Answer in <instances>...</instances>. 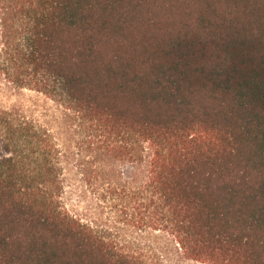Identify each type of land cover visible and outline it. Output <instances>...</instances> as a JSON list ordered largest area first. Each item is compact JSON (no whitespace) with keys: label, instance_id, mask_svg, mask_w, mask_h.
Returning a JSON list of instances; mask_svg holds the SVG:
<instances>
[{"label":"trees","instance_id":"16d2710c","mask_svg":"<svg viewBox=\"0 0 264 264\" xmlns=\"http://www.w3.org/2000/svg\"><path fill=\"white\" fill-rule=\"evenodd\" d=\"M0 264H164L66 204L87 185L193 264H264V0H0ZM121 164L124 166L121 168Z\"/></svg>","mask_w":264,"mask_h":264},{"label":"rangeland","instance_id":"374dc122","mask_svg":"<svg viewBox=\"0 0 264 264\" xmlns=\"http://www.w3.org/2000/svg\"><path fill=\"white\" fill-rule=\"evenodd\" d=\"M2 34L0 28V53L2 49ZM0 107L4 109H19L29 117L34 115L42 118L47 111L54 109V104L44 96L22 88L4 75L0 68ZM90 144L82 141L76 145L66 171L67 192L66 204L69 209L85 219H94L98 215L101 220L113 227L121 241L131 243V247L145 257L161 260L164 264H193L182 259L171 236L158 231L141 230L143 225L137 220H130L126 214L118 218L110 205L98 207V194L87 185L84 174L88 179H95L97 164L90 155ZM123 169V165L121 164Z\"/></svg>","mask_w":264,"mask_h":264}]
</instances>
